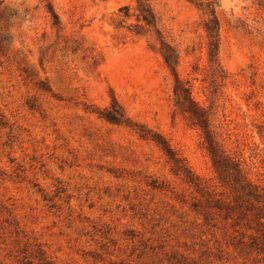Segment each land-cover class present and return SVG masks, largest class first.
<instances>
[{
	"label": "rangeland",
	"instance_id": "374dc122",
	"mask_svg": "<svg viewBox=\"0 0 264 264\" xmlns=\"http://www.w3.org/2000/svg\"><path fill=\"white\" fill-rule=\"evenodd\" d=\"M0 264H264V0H3Z\"/></svg>",
	"mask_w": 264,
	"mask_h": 264
},
{
	"label": "trees",
	"instance_id": "16d2710c",
	"mask_svg": "<svg viewBox=\"0 0 264 264\" xmlns=\"http://www.w3.org/2000/svg\"><path fill=\"white\" fill-rule=\"evenodd\" d=\"M3 0H0V5ZM200 6H204V3H199ZM219 6L218 2L216 1H210L207 4V8L212 12L215 13V6ZM55 18H57V15L54 14ZM219 22L214 19H209L206 22L205 30L208 34V37L210 39L209 41V55L210 58L214 63H217L219 65V41H220V33H219ZM184 91L187 92V95L190 97V91L188 88L184 87Z\"/></svg>",
	"mask_w": 264,
	"mask_h": 264
}]
</instances>
